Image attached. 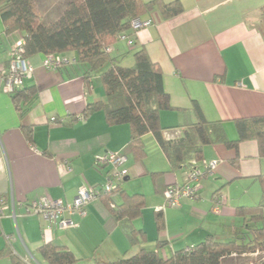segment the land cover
<instances>
[{
  "label": "crops",
  "instance_id": "0c3cea01",
  "mask_svg": "<svg viewBox=\"0 0 264 264\" xmlns=\"http://www.w3.org/2000/svg\"><path fill=\"white\" fill-rule=\"evenodd\" d=\"M179 1L181 13L163 18L155 9L144 15L152 25L127 32L130 45L117 37L110 54L129 67L133 53L144 48L160 66L172 106L160 111L166 139L195 121L191 102L196 100L205 117L221 120L226 137L234 140L233 120L264 116V0ZM21 34L6 35L0 17V71ZM43 57L28 56L33 70L22 88L35 93L21 117L0 78V195L13 198L16 215L0 218V264H47L38 252L43 243L64 246L83 264H93L96 258L113 261L142 248L169 257L207 235L220 241L232 237L240 223L235 209L261 199L257 178L264 176V157L255 140L241 141L237 149L205 145L202 161L217 160L216 167L202 180L197 198L162 210L164 228L159 230L155 212L164 203L163 190L183 182L182 170H171L151 133L143 135L145 157L137 161L129 148L128 124H108L102 109L83 117L87 105L105 101L99 73L86 84L78 65L46 70ZM52 117L63 123L50 122ZM22 127L32 129L31 141ZM105 151L126 154L125 179L119 191L89 202L84 215L66 214L74 226L58 228L25 213L26 205L43 195L71 201L79 187L102 184L106 168H97L95 161ZM126 193L143 196V204L116 219L108 205L119 208ZM216 200L221 201L218 213ZM130 226L144 233L134 245L127 236Z\"/></svg>",
  "mask_w": 264,
  "mask_h": 264
},
{
  "label": "trees",
  "instance_id": "16d2710c",
  "mask_svg": "<svg viewBox=\"0 0 264 264\" xmlns=\"http://www.w3.org/2000/svg\"><path fill=\"white\" fill-rule=\"evenodd\" d=\"M155 9L163 18H171L181 13L183 7L179 0L168 3L163 0H73L54 21L44 23L34 0H0L4 33H22L26 57L38 53L46 55L74 52L77 60L74 65L82 68L86 84L99 73L105 101L87 105L83 117L102 109L108 124H128L129 148L135 160L142 161L145 157L142 137L146 133L154 136L173 171L202 161L203 147L215 143L237 149L239 142L255 140L258 155L264 157V116L233 120L238 137L229 140L223 122L208 120L196 100L191 102L195 121L185 123L178 137H164L160 111L171 109L172 106L163 86L160 66L150 59L144 48L133 53V65L130 67L118 64L110 51L105 50L116 41L121 32L131 30V20L143 18ZM261 13L264 15V5ZM34 93L32 88L21 87L11 95L20 117L27 112ZM60 122L63 123L62 120ZM22 129L26 138L31 141L32 129ZM257 180L261 187V199L256 205L235 209V217L240 223L230 239L220 241L207 235L189 250H176L169 257L142 248L131 256L113 261L96 258L93 264H223L227 258L264 252V176H259ZM143 201V196L139 194L126 193L119 208L107 205L114 217L121 219L140 208ZM155 220L157 228L162 230V211L155 212ZM139 235L143 240V232L136 231L131 226L128 228L127 236L131 244L139 241ZM38 252L47 264H83L64 246L43 243ZM258 264H264V259Z\"/></svg>",
  "mask_w": 264,
  "mask_h": 264
},
{
  "label": "built area",
  "instance_id": "2783aa9c",
  "mask_svg": "<svg viewBox=\"0 0 264 264\" xmlns=\"http://www.w3.org/2000/svg\"><path fill=\"white\" fill-rule=\"evenodd\" d=\"M130 25L131 30L135 33L142 28L151 26L152 20L149 17H137L131 20ZM117 37L121 40H126L128 45L131 44L129 35L126 32H121ZM105 50L109 52L111 47L109 46ZM76 63L75 56L66 53L46 54L42 60V65L46 70H56L61 66L74 65ZM32 70L28 57L24 55V40L20 37L12 42L7 67L0 71L3 91L12 95L22 87L24 79L31 74ZM57 121L55 117L50 119V122L55 123ZM126 159L125 153L105 151L98 155L95 161L97 168H106L102 184L79 187L71 201H63L62 199H54L48 195H43L27 204L25 213L36 214L45 223L56 225L58 228L74 226L75 223L66 218V214L77 213L84 215L85 207L89 202L113 191L120 190L126 175V170L123 167ZM216 165L217 160H203L181 167L183 182L181 184H170L164 188V203L158 207V210L162 211L165 207H179L182 201L197 198L202 187V180L213 172ZM220 203V200H216L213 203V211L215 213L219 212ZM5 211H9V213L6 215ZM3 216H9L13 219L16 217L13 198L8 199L0 195V218ZM186 249L189 250L190 247Z\"/></svg>",
  "mask_w": 264,
  "mask_h": 264
},
{
  "label": "rangeland",
  "instance_id": "374dc122",
  "mask_svg": "<svg viewBox=\"0 0 264 264\" xmlns=\"http://www.w3.org/2000/svg\"><path fill=\"white\" fill-rule=\"evenodd\" d=\"M70 1L73 0H34V3L42 17V21L49 23L54 21L62 13ZM232 258H227L223 264H258L264 259V252L247 253Z\"/></svg>",
  "mask_w": 264,
  "mask_h": 264
}]
</instances>
